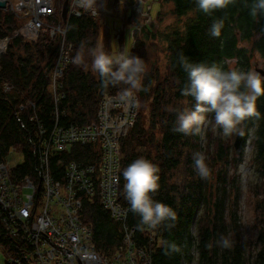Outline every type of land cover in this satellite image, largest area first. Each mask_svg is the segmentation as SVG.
<instances>
[{"label": "trees", "instance_id": "1", "mask_svg": "<svg viewBox=\"0 0 264 264\" xmlns=\"http://www.w3.org/2000/svg\"><path fill=\"white\" fill-rule=\"evenodd\" d=\"M56 1V13L47 17V21L51 23L59 20L61 0L59 3ZM171 2L176 16L192 15L182 28L175 27L165 35L169 72L157 75L155 70H146L142 77L143 90L136 93L137 118L120 143L119 199L122 204L130 207L124 195L123 170L135 159H147L159 168L160 188L153 198L172 207L177 213V221L171 229L162 227L151 230L140 226L139 217L129 211L126 223L134 229V247L147 248L150 264H180L182 258H190V248L194 243L197 251L196 264H264V240L262 245L259 243L256 251L251 254L246 252L245 243L238 231H233L235 236L230 233L220 194L218 198L215 194L211 195V206L202 217L203 223L196 236L189 234L188 227L194 208L202 202L203 195H200V190H196V194H193L194 203L189 201L188 196L184 201L185 195H181V204L175 202L172 192L176 191L173 185L168 184V172L179 164L175 142L183 134L176 132L177 125L166 118L161 99L166 85H171L177 96L184 97L182 89L188 84V76L181 65V55L190 63L208 66L218 64L226 71H247L254 65V61L261 60V68L264 70V16L253 20L249 14L251 0H238L235 6L215 11L211 15L199 11L195 0ZM18 17L20 15L10 8L0 9V40L7 39L6 47L0 54V163L5 161L9 151L19 150L23 160L11 167V179L17 184H23L26 179L31 180L37 186L36 193L39 195L42 190L39 174V168L43 164L42 145L48 139L51 129L55 125L82 126L89 123L95 119L100 97L104 93L122 91L127 85L104 84L98 74L91 70L88 50L97 47L100 38L97 20L87 13L71 15L67 19L64 40L72 45L74 59L79 53L82 62L68 64L59 84L52 90L50 75L61 37L51 38L47 32L42 31L31 34L22 28L25 19L17 22ZM218 19L223 20L224 27L221 36L213 38L208 30L213 21ZM145 27L143 32L146 37L148 32ZM22 31L31 35L25 34L24 37ZM143 43L142 39L134 45L130 55L135 56ZM104 50L110 54V46H104ZM232 60L237 64L233 68ZM151 98L152 101L149 102ZM188 99L195 103L192 97L188 96ZM152 103L151 110L149 107ZM256 108L261 114L260 118L253 117L242 124L243 145L249 137V131L253 129L254 160L259 174L264 177V96L257 99ZM152 147L156 149L155 155ZM98 152L93 144H72L64 151H53L47 161L49 174L55 182L61 183L64 180L66 162L74 160L89 163L96 160ZM220 156L221 154L218 155ZM82 204L81 219L91 228L90 244L104 260L115 262L116 252L122 243L120 224L96 198L83 197ZM221 236L231 241L229 248L219 245ZM17 242L7 234L0 219L2 250L14 247L15 253L19 250ZM164 242L178 245L180 251L165 255ZM4 253L6 255L5 251ZM4 264H10L6 258Z\"/></svg>", "mask_w": 264, "mask_h": 264}, {"label": "built area", "instance_id": "2", "mask_svg": "<svg viewBox=\"0 0 264 264\" xmlns=\"http://www.w3.org/2000/svg\"><path fill=\"white\" fill-rule=\"evenodd\" d=\"M54 3L55 0H18L14 6L16 14L23 11L25 16L23 29L31 34L42 31L51 38L61 37L50 75L52 90L59 84L67 65L74 62L72 45L64 40L67 21L62 20L60 11L57 23L47 21L48 16L56 13ZM87 13L78 6V0H68L67 19ZM89 14L101 21L104 16L98 7L96 15ZM5 47L0 49V54ZM123 91L104 93L98 101L95 119L89 123L55 125L51 129L42 145L39 195L31 180L15 183L6 166L8 163H0V219L19 247L15 253L14 247L4 249L8 263L78 264L77 256L82 264H150L147 248L134 247V229L126 223L129 207L119 199L121 138L133 126L138 114L136 93L134 101H128L122 98ZM72 144H93L99 151L98 157L89 163L66 162L63 182H55L47 167L49 154L64 151ZM27 187L32 189L31 194L24 192ZM83 197L96 198L120 224L122 243L115 262L104 260L90 244V225L81 219Z\"/></svg>", "mask_w": 264, "mask_h": 264}, {"label": "rangeland", "instance_id": "3", "mask_svg": "<svg viewBox=\"0 0 264 264\" xmlns=\"http://www.w3.org/2000/svg\"><path fill=\"white\" fill-rule=\"evenodd\" d=\"M6 1V8L15 12L14 6L18 0ZM63 1L61 0L59 11ZM56 2L59 3V0ZM97 7L104 15L102 21L96 19L99 45L110 46V55L114 56L118 51L130 54L131 48L143 39V47L137 49L135 56L144 61L146 70H155L157 75L169 72L167 67L168 44L165 35L171 33L175 27L182 28L192 14L176 16L171 0H97ZM131 13L133 14L130 16ZM19 14L17 22L19 19L23 22L25 19L23 11ZM144 27L148 32L146 37L143 32ZM22 33L26 37V33L24 31ZM1 43L2 47L6 46L7 39L0 40ZM252 64L254 65L250 66L247 71L259 73L256 69L263 67L261 60L254 61ZM236 65L232 60L231 68ZM127 87L125 86L122 90ZM164 88L165 92L161 98L162 111L168 121L171 120L176 125L177 113L186 109L194 110L195 103L186 96H177L171 85H166ZM151 101L152 98L149 102ZM153 103L149 107L151 110ZM150 111H148L149 117ZM240 127L242 128V125ZM235 135L236 133L225 137L222 131L215 127L214 114H206V123L199 134H183L180 140H176L175 153L179 158V164L168 172V184L173 185L176 192L172 193L178 204L182 203L181 195H185L184 201L188 196L192 203H194L193 194H196V190H200V195H203L202 202L194 208L192 221L188 227L189 234L193 237L196 236L200 224L203 223L202 217L206 215L207 210L209 211L211 195L215 194L218 198L220 194L224 205L225 220L231 235L235 236L233 231L237 230L242 242L245 243L246 252L251 254L259 247V243L262 245L264 240V177L259 174L254 160L253 129L249 131V137L238 155L234 153ZM152 153L156 154L154 147H152ZM194 153L204 155L211 170L210 178L201 179L195 172ZM219 154H221L220 157H218ZM22 160V154L17 149L9 151L5 157V162H9L6 164L9 170ZM24 192L31 194L32 189L27 187ZM189 255L190 258H182L180 264H196L195 243L191 246ZM5 258L6 255L0 247V264L5 263Z\"/></svg>", "mask_w": 264, "mask_h": 264}, {"label": "clouds", "instance_id": "4", "mask_svg": "<svg viewBox=\"0 0 264 264\" xmlns=\"http://www.w3.org/2000/svg\"><path fill=\"white\" fill-rule=\"evenodd\" d=\"M238 0H195L199 11L211 15L218 10L235 6ZM78 6L89 13L97 14V0H78ZM245 6H248L247 4ZM249 14L253 20L264 16V0H251ZM224 27L222 19L214 20L208 30L213 38L221 36ZM264 31V30H262ZM91 57V70L98 74L104 84H124L122 98L134 101L135 93L142 89V77L146 72L144 61L123 52L110 55L103 44L88 50ZM181 65L188 76V84L182 89L183 96L195 100L194 110L177 113L175 131L184 135H196L206 123V114H214L215 127L225 137L234 133L243 136L240 127L250 118L259 119L261 114L256 108V101L264 96V78L255 71L224 70L221 65L193 64L183 55ZM82 56L78 53L74 63L80 64ZM194 170L201 179H208L211 170L201 153L193 154ZM243 168V165L241 166ZM159 168L151 161L138 158L124 170V195L129 204V211L139 217L140 226L151 230L171 229L177 221L176 211L169 205L153 197L160 188ZM223 248H229L231 241L221 236L218 241ZM164 254L179 252L174 243L164 242Z\"/></svg>", "mask_w": 264, "mask_h": 264}, {"label": "water", "instance_id": "5", "mask_svg": "<svg viewBox=\"0 0 264 264\" xmlns=\"http://www.w3.org/2000/svg\"><path fill=\"white\" fill-rule=\"evenodd\" d=\"M67 5H68V0H64L63 3H62V6H61V10H60L61 18H62V20L64 22L67 21ZM6 7H7V1L6 0H0V9H6ZM256 70L262 76H264V70L262 68H257ZM243 142H244V137L236 134L235 138H234V141H233L234 152L236 154L240 153V151L242 149ZM76 259L78 261V264H82L77 256H76Z\"/></svg>", "mask_w": 264, "mask_h": 264}, {"label": "bare ground", "instance_id": "6", "mask_svg": "<svg viewBox=\"0 0 264 264\" xmlns=\"http://www.w3.org/2000/svg\"><path fill=\"white\" fill-rule=\"evenodd\" d=\"M1 48H2V43L0 44V49H1ZM241 151H242V149H241ZM241 151H240V153H241ZM240 153H239V154H240ZM235 154H236V153H235ZM237 155H238V154H237Z\"/></svg>", "mask_w": 264, "mask_h": 264}, {"label": "crops", "instance_id": "7", "mask_svg": "<svg viewBox=\"0 0 264 264\" xmlns=\"http://www.w3.org/2000/svg\"><path fill=\"white\" fill-rule=\"evenodd\" d=\"M7 163H9V162H7Z\"/></svg>", "mask_w": 264, "mask_h": 264}]
</instances>
